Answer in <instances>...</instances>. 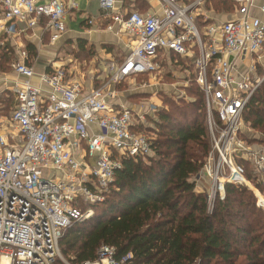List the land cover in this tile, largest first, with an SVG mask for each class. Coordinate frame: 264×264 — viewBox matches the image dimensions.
Segmentation results:
<instances>
[{
  "label": "built area",
  "instance_id": "built-area-1",
  "mask_svg": "<svg viewBox=\"0 0 264 264\" xmlns=\"http://www.w3.org/2000/svg\"><path fill=\"white\" fill-rule=\"evenodd\" d=\"M156 1L160 12L144 13L119 10V0H99L109 20L106 28L118 25L117 33L128 38L130 49L120 62L110 60L107 75L89 91L84 81H70L64 67L41 75L51 89L36 85L29 52L18 51L11 65L25 79L13 89L14 129L0 134V264H55L57 259L73 264L63 256L60 239L72 222L93 213L77 202L104 201L125 158L147 160L155 154L161 91L133 106L120 101L119 86L129 84L138 94L148 87L162 90L163 56L169 52L194 61L185 86L193 75L204 94L212 141L205 164L211 166L209 202L224 198L229 182L253 186L237 158L264 179V143L251 144L241 136L245 108L264 82L258 71L264 67V18L252 14L257 7L264 15V2L232 0V17L215 23L210 15H201L207 0ZM76 7L65 0H0L5 22L0 29L14 38L24 31L22 23L31 28L45 21L49 43L58 42L68 30L69 8ZM199 16L208 21L203 29ZM168 73L177 77L176 70ZM147 75L152 79L137 82ZM181 90L175 87L172 97L188 99ZM256 192L264 207V196ZM130 256L118 259L115 247L103 244L94 259L79 264H124Z\"/></svg>",
  "mask_w": 264,
  "mask_h": 264
},
{
  "label": "trees",
  "instance_id": "trees-1",
  "mask_svg": "<svg viewBox=\"0 0 264 264\" xmlns=\"http://www.w3.org/2000/svg\"><path fill=\"white\" fill-rule=\"evenodd\" d=\"M86 43L80 41L81 48L89 51ZM8 59L5 54L3 60ZM188 92L194 100L175 94L159 110L155 154L147 160L125 158L104 201L65 229L59 244L68 261L92 260L107 244L118 259L131 255L124 264H264V207L256 192L264 194V179L237 158L254 188L229 182L225 197L212 204L207 192L197 190L195 178L212 141L204 94L195 81ZM243 119L261 134L241 136L251 144L264 143V82ZM55 264L64 263L57 259Z\"/></svg>",
  "mask_w": 264,
  "mask_h": 264
},
{
  "label": "crops",
  "instance_id": "crops-1",
  "mask_svg": "<svg viewBox=\"0 0 264 264\" xmlns=\"http://www.w3.org/2000/svg\"><path fill=\"white\" fill-rule=\"evenodd\" d=\"M72 1L77 4L76 8H69L67 14V27L68 30L62 36L58 42L49 43V30L45 21L40 22L35 27H27L26 23H22L19 28L24 29L19 35L7 36L0 29V134H5L9 130H13L14 127L11 124L10 117L16 104V97L14 93V86L16 82L24 81V77L17 73L12 68V62L18 60V51L20 49H26L29 52L28 63L35 70V75L32 81L44 88L45 90L51 89L50 86L44 84L41 81V75L45 73H53L58 67H64L68 79L71 81L80 79L84 81L86 85V91L90 90L92 85L97 86L101 83L103 77L107 75L106 65L110 60L121 61L129 52L130 42L127 37L121 33H117L119 28L115 26V30H108L106 28L109 20L102 14V9L99 4V0L96 1V7H93L90 2L92 0H86L85 5L81 3V0H65L67 6L71 5ZM194 0H191L192 2ZM232 1V0H231ZM264 0H256V4L260 5ZM223 7H214L211 0H207L202 7L203 14L210 15L211 21L215 23H221L230 19L234 13V2L232 6V13H228L224 10H220ZM119 10L131 12L134 10L140 12H160L159 3L156 0H119ZM201 10V11H202ZM252 14L264 18V15L259 8L254 7ZM93 19V24L89 23V20ZM197 22L200 28H205L208 25V21H204L203 16L197 18ZM4 18L0 15V27L4 25ZM7 38V40H6ZM86 40L88 50L82 49L80 41ZM74 49H76V56H72ZM87 51L86 56L83 58V62L79 61V53ZM70 51L71 53H68ZM197 53V50H196ZM7 54L8 60H3V57ZM65 55V57H64ZM167 55V54H166ZM163 56L165 59V70L170 68L177 71V82L172 83V88H168L170 92L175 91V87L188 88L185 84L188 82L187 79L191 73L194 72V61L190 59H181L175 56L173 53H168L167 56ZM86 58L90 61L89 69L86 68ZM179 60L178 62H176ZM88 62V61H87ZM264 65V64H263ZM262 65H259L258 71ZM177 68V69H176ZM168 72L165 74L168 78ZM179 74V75H178ZM98 77L99 80L94 78ZM164 77V76H163ZM175 77V76H174ZM192 75V82H193ZM94 78V79H93ZM191 80V79H190ZM160 82V80H158ZM191 82V81H190ZM128 85L122 84L119 86L121 92L120 101H123L127 105H133L129 102L127 96L131 94H138L132 88L129 90H121V86ZM165 88L163 87V90ZM177 91V92H180ZM153 96V93H152ZM96 131H99L96 128ZM199 189V187H197ZM200 191V190H199Z\"/></svg>",
  "mask_w": 264,
  "mask_h": 264
},
{
  "label": "rangeland",
  "instance_id": "rangeland-1",
  "mask_svg": "<svg viewBox=\"0 0 264 264\" xmlns=\"http://www.w3.org/2000/svg\"><path fill=\"white\" fill-rule=\"evenodd\" d=\"M220 1L223 3L222 5H221V3H220ZM85 2H86V0H81V3L83 4V5H85ZM211 2H212V5L214 6V7H219L217 4H219L220 5V7H223L220 11L221 12H224V10L225 11H227L228 13H232L233 12V8H232V6H233V1H231V0H211ZM90 4L93 6V7H96V1L95 0H92L91 2H90ZM76 49H74V52H73V55L72 56H76V51H75ZM85 50H87V49H85ZM84 50V52L83 53H79L80 55H79V57L80 56H84L83 58H85V57H88V56H86V54H87V51H85ZM68 53H71L70 51H68ZM64 57H65V55H64ZM77 57V56H76ZM79 61H81V62H83V64H84V62H85V60H83L81 57L79 58ZM88 61V62H87ZM86 65L87 66H85L86 68H84L85 70L86 69H89L88 67H90V61H89V59L88 58H86ZM91 68V67H90ZM262 69H260L259 70V75L260 76H264V67H261ZM169 71V68H166V70L164 71V78H163V80L166 82V81H168V83H174V81L175 82H177L178 80H175V79H177V77H174L173 76V74H168V77H169V79L168 78H165L166 77V73ZM179 75V74H178ZM149 79L151 80L152 78H151V76H149V75H147V76H145V77H143V78H139V80L137 81L139 84H144V83H142V82H148L149 81ZM154 84V83H153ZM191 85V83L188 85V88H189V86ZM168 87L166 88V86H164V90H163V87H162V90H156V88H155V86L154 87H148L147 89H145L144 91H142V92H140L141 94H131V95H129V96H127V98H128V100H129V102H131L132 104H138L141 100H144L145 98L146 99H152V93H154V92H159V91H161L160 92V101H157L158 103L160 102L161 103V109H163L164 108V106H168V105H165V103H164V101H165V99H166V97H168V96H170V97H172L173 96V93L172 92H170V91H167V90H169L168 88H172L171 87V85H167ZM188 88H186L185 89V92H184V94H185V96L188 98L187 100L189 101V98L190 99H192V100H194V98L192 97L193 95H192V93H189L188 92ZM121 90H129V89H131L130 88V85L128 84V85H123V86H121V88H120ZM168 92V93H167ZM179 93V92H178ZM146 96H145V95ZM141 95H143V96H141ZM160 109V110H161ZM242 130H243V132H244V134H246L248 137H260V134L261 133H259V132H256L255 130H253L251 127H250V125L249 124H247V123H245L244 122V119H243V125H242ZM256 144H262V143H256ZM216 157V156H215ZM215 157L214 158H211L210 160V163L213 165V163H214V161H215ZM250 165V164H249ZM210 167L211 166H207V168L206 167H204L203 168V170L200 172V174L199 175H197V177L195 178L196 179V181H197V187H199V189H197V190H200V191H203V192H207V194L208 193H210V191H211V185H212V179H210V177H209V174H207V171H208V169H210ZM252 188H254L253 186H251ZM260 192V191H259ZM262 194V193H261ZM263 196H264V194H262ZM95 203H92V202H90V201H85L84 199H82V200H80V201H78L77 202V205H78V207L79 208H81L83 211H87V210H92V207H93V205H94ZM64 256V255H63Z\"/></svg>",
  "mask_w": 264,
  "mask_h": 264
}]
</instances>
